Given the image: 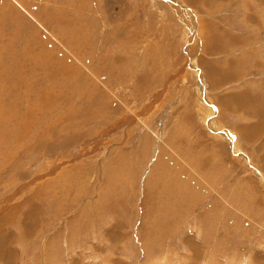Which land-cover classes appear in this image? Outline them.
<instances>
[{
    "label": "rangeland",
    "instance_id": "1",
    "mask_svg": "<svg viewBox=\"0 0 264 264\" xmlns=\"http://www.w3.org/2000/svg\"><path fill=\"white\" fill-rule=\"evenodd\" d=\"M206 263L264 264V0H0V264Z\"/></svg>",
    "mask_w": 264,
    "mask_h": 264
},
{
    "label": "crops",
    "instance_id": "2",
    "mask_svg": "<svg viewBox=\"0 0 264 264\" xmlns=\"http://www.w3.org/2000/svg\"><path fill=\"white\" fill-rule=\"evenodd\" d=\"M199 105H201V104L199 103ZM204 121H206V124H209L208 123V120H205L204 119ZM253 132H256V131H253ZM253 132H252V134H253ZM214 135L215 136H218V134H216V133H214ZM218 137L220 138V136H218ZM159 169H161V166H159V168L157 170H159ZM175 182H173V183H175ZM179 194H181V195H178V194L175 193V196H173V194L170 191H166V197H164L161 200H159V198L162 196V193L161 194L159 193L157 199L155 197L152 198L153 203H151V206L150 207L154 206L155 208H158L160 206H166L168 208V210H169L168 211V214H167V217H168V215L170 216V215L173 214L172 210L174 208H178L180 210L178 211L177 214H178V216H182L183 211H185L184 209H186L185 208L186 206H185V204L183 202L186 201L187 203H190L188 200H190L192 198V195L190 193V189L186 188L185 186L183 187V192L182 193H179ZM4 201L7 202V198ZM147 213H149V211ZM210 215L211 214L209 213L207 215V217H205V218L207 219L208 217H210ZM174 216H175V219L178 217L176 215H174ZM9 217H10V214H8V218ZM167 217H165V218H167ZM171 219H172V217H171ZM176 221H177V219H176ZM173 222H174V220L170 224H168V226H172L173 225ZM147 227L150 228L149 224L146 223V224H144V226H141L140 229L146 228V230H148ZM55 238H57V234L55 235ZM55 244H56V242L50 241V246L52 248H54V250H56V245ZM190 246L192 247V249L193 248L195 249L194 251L197 250V247H195V246L193 247L192 245H190ZM51 254H54V252L51 253ZM206 264H209V263H206Z\"/></svg>",
    "mask_w": 264,
    "mask_h": 264
}]
</instances>
